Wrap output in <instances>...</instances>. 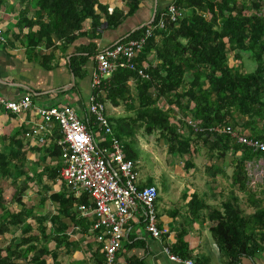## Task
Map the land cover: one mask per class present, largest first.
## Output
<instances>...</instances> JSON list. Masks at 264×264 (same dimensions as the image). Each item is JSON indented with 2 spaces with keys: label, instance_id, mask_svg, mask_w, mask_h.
<instances>
[{
  "label": "trees",
  "instance_id": "16d2710c",
  "mask_svg": "<svg viewBox=\"0 0 264 264\" xmlns=\"http://www.w3.org/2000/svg\"><path fill=\"white\" fill-rule=\"evenodd\" d=\"M124 1L128 7L126 12L121 9L110 11L99 0H34L37 8L35 18H27L23 12L18 26L30 29L26 34L28 51H35L38 46L53 47L56 40L70 44L79 36L87 34L88 31L84 30L87 19H91L92 31L102 26L103 17L108 26L117 27L127 16L135 13L145 0ZM174 2L188 13L177 22L166 19L165 26L156 29L147 39L136 59L139 64L144 61L149 63L145 70L147 77L142 78L128 68L118 67L96 91L97 99L114 105L130 103L135 110L134 117L108 116L116 136L122 140L127 157L135 164L142 150L135 135L141 129L145 134L158 132L165 138L169 154H190L192 135L208 142L212 149L219 148L223 152L231 145L237 157L233 181L247 194L255 211L244 213L239 197L232 196L223 204V210L213 211V219L217 222L211 227V232L224 250L226 264H240L243 257L254 258L264 249V198L249 188L246 171V162L262 153L232 141L227 134H212L209 130L196 132L185 119L172 114V108H161L159 101L163 98L184 113L188 111L204 128L222 123L233 124L238 117H247L245 126L262 122L264 130V0ZM159 12L154 22L158 21ZM34 26H37L36 30L32 29ZM146 26L122 40L142 35ZM82 50L88 53L70 57V69L77 77L85 75L88 57L97 53L93 44ZM152 54L158 60L156 64L149 62ZM230 54L240 61V66L229 64ZM242 54H248L256 62L254 70L242 69L245 68ZM43 65L47 66L44 62ZM131 77L135 79L137 104L134 103L128 84ZM184 126L189 127V130L184 132ZM244 133L264 137V133L258 134L255 129ZM52 137H61L57 128ZM37 149L44 163L36 174V181L44 191L38 205L44 206L47 200L57 203L56 211L50 217L52 230L47 232L44 216H35L34 206H28L23 200L29 177L23 182L13 183L15 189L11 200L20 206L17 211L7 208L0 186V235L14 227L21 229L19 238L14 237L0 246V264H20L21 260L26 264H62L57 250L63 244L72 245L68 228L73 226L86 232L92 224L78 209L79 204L88 202L86 194L76 197L67 192L62 183L58 191L48 193L59 180L61 146L51 140ZM238 152L241 154L238 155ZM7 156L0 154V180L8 175L15 177V181L24 170L17 163L11 167ZM53 162L56 164L52 165ZM30 217L36 218V228L28 222ZM49 241H55L54 249H49ZM171 250L183 258L191 257L181 235ZM48 256L53 260L51 263H48ZM141 263L138 261V264Z\"/></svg>",
  "mask_w": 264,
  "mask_h": 264
},
{
  "label": "crops",
  "instance_id": "0c3cea01",
  "mask_svg": "<svg viewBox=\"0 0 264 264\" xmlns=\"http://www.w3.org/2000/svg\"><path fill=\"white\" fill-rule=\"evenodd\" d=\"M99 2L107 5L110 11L128 10L124 0ZM172 2L174 0H145L139 4L135 13L127 16L117 27L108 26L103 17L102 26L92 31L91 19H87L84 22L87 34L79 36L74 42L66 44L64 40H56L53 47L38 46L35 51H28L26 34L30 29L18 26V20L23 12L27 18H35L37 8L34 0H0V23L4 27L6 37V40L0 43V93L11 99L30 94L36 106L66 104L74 107L76 112L84 117L92 92L91 73L96 64V53L88 57L83 77H77L71 71L70 57L87 54L82 48L92 44L97 52L112 46L152 22L155 8L157 12L165 10ZM32 29L36 30L37 26ZM157 61L155 54L149 56L150 63L156 64ZM43 62L47 66H44ZM129 85L131 96L137 104L134 82ZM105 104L108 116H135V110L131 108L130 103L121 102L114 105L107 101ZM159 106L164 109L172 108L177 118L186 119L191 115L188 111L184 113L176 105H169L163 98L159 101ZM246 120L247 117H238L236 122L232 123L247 133L252 129L258 134L264 133L262 122L245 126ZM38 121L40 118L33 110L15 113L0 105V154L8 155L7 160L11 167L17 163L20 169L24 170L15 181V177L6 175L0 180V186L7 208L17 211L20 206L11 201V194L15 189L13 183L23 182L29 177L23 200L28 206H34L35 216H44V225L47 232H50V217L53 213L48 217L43 212L45 205L39 206L35 199V191L38 189L36 174L42 169L38 163L41 161V152L37 149L41 143H38L32 132ZM188 130L189 127L184 126V132ZM139 131L135 135L137 141L138 138H143ZM52 133L54 135L55 130ZM192 136L194 138L190 143V154H169L168 163L159 164L154 171L144 170L139 174L142 185L151 181L156 183V179L161 178L160 183H156L159 187L156 203L158 223L160 227H167L169 233L160 239L153 237L145 228V216L142 211H136L125 227L122 247L116 253L117 264H138V261L143 264H181L171 260L163 250L165 245L172 248L178 242L179 235L187 243L192 258L203 264H226L224 250L211 232V227L217 222L213 219V211L223 210V204L232 196L239 197V204L244 213L246 207L250 209L247 214L254 213L255 207L250 203L247 194L233 181L237 157L231 145L223 152L224 150L219 148L212 149L202 138ZM240 154L241 152H238V155ZM137 171L139 173V168ZM254 192L257 196L262 195L257 189ZM244 196L248 201L243 199ZM28 222L35 228L38 226L35 217H30ZM20 232L18 227L16 232L11 229L0 235V239L9 242L14 237L19 238ZM67 233L72 245L63 244L57 250L58 259L62 264H107L104 251L100 248L101 243L95 239L90 229L84 232L70 226ZM47 245L49 249H54L56 243L49 241ZM47 259L48 263L53 261L49 256ZM19 263L26 264L23 260ZM240 264H264V249L254 258L243 257Z\"/></svg>",
  "mask_w": 264,
  "mask_h": 264
},
{
  "label": "built area",
  "instance_id": "2783aa9c",
  "mask_svg": "<svg viewBox=\"0 0 264 264\" xmlns=\"http://www.w3.org/2000/svg\"><path fill=\"white\" fill-rule=\"evenodd\" d=\"M184 11L172 2L159 12L157 22L153 20L146 26L142 35L120 40L95 54L96 64L91 73L92 92L84 117L66 104L36 106L30 94L11 99L0 93V105L4 108L15 113L33 110L40 118L32 129L38 143L52 140L61 146L59 181L65 185L67 192L76 197L87 195L88 202L79 204L78 209L83 217L91 220L90 230L102 244L107 264H117L116 253L122 247L125 227L136 211H142L145 228L153 237L160 239L169 230L158 223L156 203L159 187L156 183L141 184L138 166L127 157L122 140L116 136L108 118L106 104L97 99L96 91L118 67L128 68L142 78L147 77L145 70L148 63L139 64L136 61L147 39L156 29L165 26L166 19L177 22L183 18ZM5 40L4 27L0 23V43ZM134 80L131 77L128 83L132 84ZM185 121L196 132L209 130L212 134H227L232 141L254 152H261V155L246 162V171L248 186L253 191L264 181V137L249 136L231 123L204 128L192 115ZM55 127L61 134L60 138L52 137ZM163 250L171 260L181 264H203L192 257L183 258L173 253L168 245Z\"/></svg>",
  "mask_w": 264,
  "mask_h": 264
},
{
  "label": "rangeland",
  "instance_id": "374dc122",
  "mask_svg": "<svg viewBox=\"0 0 264 264\" xmlns=\"http://www.w3.org/2000/svg\"><path fill=\"white\" fill-rule=\"evenodd\" d=\"M186 13H188V12L184 11V14H186ZM247 55L248 54H242V61H243V64L245 65V68L242 67V69L246 70V71H252V70H254V68L256 66V62L252 58H249ZM229 64L231 66H234L236 64L239 66L241 65L240 61H238L232 54L229 55ZM172 114H173V112H172ZM174 115L176 116V114H174ZM139 135L143 137L141 139L138 138V142H139L138 144L142 150L140 152V156H139V160L137 162V165L139 166L138 167L139 168V174L141 175L144 170L154 171L158 168L159 164H161V163L165 164V162H167V158L169 156V153L167 151L168 145H167L166 139L161 137L158 132H154L153 134L148 135V134H145L144 131L141 129L139 131ZM38 163H39V168L41 169V167L44 165V163L41 161H39ZM54 164H56V163L53 162L52 165H54ZM160 179H161L160 177H158L156 179L157 184L160 183ZM60 186H61V183L59 180H57V183H55L53 185L52 190L48 191V193L50 194L54 191H58L60 189ZM256 189L258 190V192H260L262 194L261 196L264 197V181L262 183H260ZM35 192H36L35 199L37 200V202H39L41 194L44 193L43 187L41 184L38 185V189ZM243 199L246 200L247 197L244 196ZM246 201H248V199ZM56 207H57V203H55L51 200H47L45 203V206H44L45 210L43 212L49 217L52 213H54L56 211ZM40 210H41V208H39V211ZM245 211L248 212V211H250V209L246 207ZM16 229L17 228H15V227L12 228L13 232H16ZM5 241L0 239V245H5V243L8 242V241L7 242H5Z\"/></svg>",
  "mask_w": 264,
  "mask_h": 264
},
{
  "label": "water",
  "instance_id": "95a60500",
  "mask_svg": "<svg viewBox=\"0 0 264 264\" xmlns=\"http://www.w3.org/2000/svg\"><path fill=\"white\" fill-rule=\"evenodd\" d=\"M156 14H157V9L155 8V10L153 12V20L155 19Z\"/></svg>",
  "mask_w": 264,
  "mask_h": 264
}]
</instances>
